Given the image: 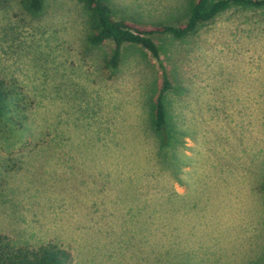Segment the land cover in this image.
<instances>
[{
  "label": "rangeland",
  "instance_id": "374dc122",
  "mask_svg": "<svg viewBox=\"0 0 264 264\" xmlns=\"http://www.w3.org/2000/svg\"><path fill=\"white\" fill-rule=\"evenodd\" d=\"M192 1L107 0L114 17L147 25L185 21ZM89 17L82 0H44L38 14L0 0V79L12 90L0 116V247L57 244L72 264H218L221 226L257 244L264 7L153 37L174 86L165 132L153 126L158 60L123 43L111 67L113 43L87 40Z\"/></svg>",
  "mask_w": 264,
  "mask_h": 264
},
{
  "label": "trees",
  "instance_id": "16d2710c",
  "mask_svg": "<svg viewBox=\"0 0 264 264\" xmlns=\"http://www.w3.org/2000/svg\"><path fill=\"white\" fill-rule=\"evenodd\" d=\"M90 11L87 40L94 45L111 40L113 50L109 65L118 66L123 43H136L158 60L162 70V83L154 102V128L165 132V94L174 88L168 69L160 58L154 36L169 34L184 38L197 28L231 7H264V0H193L185 21L177 25L142 24L133 20L116 18L107 0H82ZM23 7L32 14L42 11L44 0H21ZM12 90L0 79V116L10 106ZM165 127V128H164ZM73 253L57 244L42 245L34 249L24 247H0V264H72Z\"/></svg>",
  "mask_w": 264,
  "mask_h": 264
},
{
  "label": "crops",
  "instance_id": "0c3cea01",
  "mask_svg": "<svg viewBox=\"0 0 264 264\" xmlns=\"http://www.w3.org/2000/svg\"><path fill=\"white\" fill-rule=\"evenodd\" d=\"M237 231L234 235H231L229 232L227 233V237H223L222 234V226L220 229V233L218 236V264H240L244 263L247 260L257 259L264 254V234L259 239L256 244V241L253 242L254 245L246 244L242 241L240 235L237 236ZM252 238L253 236H249ZM233 241V245H229L231 240ZM227 240V252L225 251V245L223 244ZM259 245V248L257 249ZM233 252V256L230 254ZM232 259V262H231Z\"/></svg>",
  "mask_w": 264,
  "mask_h": 264
}]
</instances>
